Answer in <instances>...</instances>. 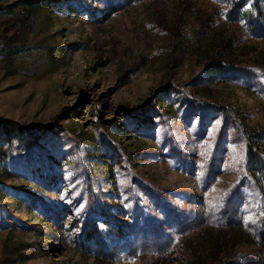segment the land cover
Instances as JSON below:
<instances>
[{"label": "rangeland", "instance_id": "rangeland-1", "mask_svg": "<svg viewBox=\"0 0 264 264\" xmlns=\"http://www.w3.org/2000/svg\"><path fill=\"white\" fill-rule=\"evenodd\" d=\"M37 1L0 0V264H264L223 235L264 238V0Z\"/></svg>", "mask_w": 264, "mask_h": 264}, {"label": "trees", "instance_id": "trees-1", "mask_svg": "<svg viewBox=\"0 0 264 264\" xmlns=\"http://www.w3.org/2000/svg\"><path fill=\"white\" fill-rule=\"evenodd\" d=\"M50 0H38L39 6L42 5H47ZM227 50L229 49L228 47H225ZM221 52V51H218ZM229 52V50H228ZM256 62L261 66L264 67V51L259 52L256 55ZM224 229V238L226 237L230 238V241L232 242V248L237 247L238 245L242 243H250V244H257L258 241L259 244L263 245V255H264V238L257 239L252 233H250L248 230L245 231L243 230V227L241 224H236V223H227L223 227ZM220 240L217 239L214 243V246L208 253L206 254L207 256V261L204 260V262L197 261L196 264H225L223 260L220 259V255L222 254L223 248L222 244L219 242ZM224 262V263H223Z\"/></svg>", "mask_w": 264, "mask_h": 264}]
</instances>
